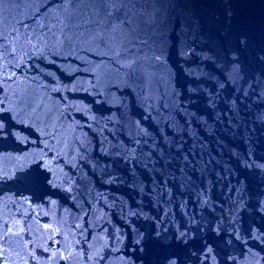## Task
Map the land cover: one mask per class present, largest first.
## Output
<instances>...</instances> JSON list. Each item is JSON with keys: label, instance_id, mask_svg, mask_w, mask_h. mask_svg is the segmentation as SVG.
Returning a JSON list of instances; mask_svg holds the SVG:
<instances>
[{"label": "water", "instance_id": "water-1", "mask_svg": "<svg viewBox=\"0 0 264 264\" xmlns=\"http://www.w3.org/2000/svg\"><path fill=\"white\" fill-rule=\"evenodd\" d=\"M0 264H264V0H0Z\"/></svg>", "mask_w": 264, "mask_h": 264}, {"label": "snow or ice", "instance_id": "snow-or-ice-1", "mask_svg": "<svg viewBox=\"0 0 264 264\" xmlns=\"http://www.w3.org/2000/svg\"><path fill=\"white\" fill-rule=\"evenodd\" d=\"M64 2L68 4L72 3H80L81 0H64ZM88 3H95V4H112L116 2H124V0H87ZM115 11V9L113 10ZM113 11H108L107 15L112 16ZM97 16H99V12L96 13ZM95 23L99 24L100 21L97 20ZM93 24V20L91 18L80 20L79 17L75 15V13L69 11L66 9V15L64 19L61 21V28H60V35L56 36L55 33L53 35L55 36V39L59 41L61 44L65 42H69L74 38V30L83 28L85 31H91V26ZM80 35H83V32L80 33ZM93 39L98 40L100 43H106V37H105V29L103 27L97 28L94 32ZM157 59H159L157 57Z\"/></svg>", "mask_w": 264, "mask_h": 264}]
</instances>
